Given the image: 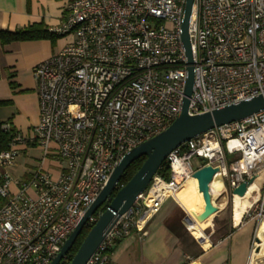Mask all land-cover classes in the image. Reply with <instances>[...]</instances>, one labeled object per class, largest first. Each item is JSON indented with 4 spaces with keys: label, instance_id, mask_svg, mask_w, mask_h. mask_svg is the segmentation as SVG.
<instances>
[{
    "label": "built area",
    "instance_id": "1",
    "mask_svg": "<svg viewBox=\"0 0 264 264\" xmlns=\"http://www.w3.org/2000/svg\"><path fill=\"white\" fill-rule=\"evenodd\" d=\"M183 8L184 0H72L66 6L50 32L70 40L32 68L38 123L27 134L2 125L10 140L0 153V264H50L121 158L179 115L188 74ZM187 32L189 115L264 95V0H193ZM34 145L43 159L53 151L58 176L39 165L28 180H14L6 169L21 148ZM236 154L229 164L227 156ZM193 157L199 168L218 169L230 197L264 170V110L171 151L169 179L152 178L85 264H107L108 251L132 229L146 236L162 204L192 178ZM244 215L261 219L263 201H253Z\"/></svg>",
    "mask_w": 264,
    "mask_h": 264
},
{
    "label": "crops",
    "instance_id": "2",
    "mask_svg": "<svg viewBox=\"0 0 264 264\" xmlns=\"http://www.w3.org/2000/svg\"><path fill=\"white\" fill-rule=\"evenodd\" d=\"M71 1L0 0V32H15L32 24H42L48 30L55 28L63 20ZM69 40L61 36L54 41L3 43L0 39V122L9 123L14 130L25 134L38 123V86L32 68L57 53ZM32 148H21L14 164L6 169L14 180H28L22 176L28 168L25 156ZM35 148L41 151L40 147ZM59 170L55 159L45 168L53 178L58 176ZM218 178L222 186L214 197L210 192L212 204L218 209L215 214L198 221L205 214V206L198 185L191 178L147 223L146 236L140 237V233L132 229L127 237L114 244L107 264H263L264 253L256 238L264 218L255 226V220L244 213L239 227L234 228L226 182L223 177ZM250 193V204L258 198L264 203V180L259 190ZM195 231L202 238H197Z\"/></svg>",
    "mask_w": 264,
    "mask_h": 264
},
{
    "label": "water",
    "instance_id": "3",
    "mask_svg": "<svg viewBox=\"0 0 264 264\" xmlns=\"http://www.w3.org/2000/svg\"><path fill=\"white\" fill-rule=\"evenodd\" d=\"M192 5L193 0H184L180 37L187 58L188 74L184 89L185 98L179 115L165 130L139 144L121 158L93 204L85 212L74 231L68 236L61 250L50 264H59L62 261L90 218L95 215L106 201H109L107 208L97 215L94 224L89 229L78 250L68 263L85 264L101 244L109 228L134 204L137 197L145 191L159 168L165 163V159L171 151L186 141L202 135L215 127L239 121L264 110V95H259L211 112L198 115L188 114L187 105L188 98L191 95L193 73L187 28L191 16ZM142 156L145 157V160L140 168L125 185L117 190L114 197L111 198L126 168L133 161ZM217 172V168L206 165L198 168L192 174V178L198 181V192L202 195L205 206V214L198 219L200 222L218 211L212 204L210 194V184ZM260 175L264 178V170L260 172L257 177ZM251 182L252 179L247 183L240 184L233 189L230 194L229 203L234 228L239 227L243 219V215L238 217L236 205L247 193ZM258 241V238H256V242Z\"/></svg>",
    "mask_w": 264,
    "mask_h": 264
},
{
    "label": "trees",
    "instance_id": "4",
    "mask_svg": "<svg viewBox=\"0 0 264 264\" xmlns=\"http://www.w3.org/2000/svg\"><path fill=\"white\" fill-rule=\"evenodd\" d=\"M61 36H58L52 32H50V30L46 29L42 24H32L30 26H27L23 29H19L15 32H0V39L2 40L3 43H10V42H14V41H34V40H41V39H49V40H56ZM4 122H0V153L2 151H5L8 147L9 144V140H10V134L8 132H5L2 129V125ZM145 157L142 156L138 159H136L135 161H133L124 171L118 185H117V189L112 193L111 198L114 197L115 193L117 192V190L122 187L123 185H125L130 178L137 172V170L140 168V166L142 165V163L144 162ZM156 175L161 176L164 180H168L169 179V171L165 165V163L159 168V170L157 171ZM0 202L2 203V201L0 200ZM109 204V201H106L99 209L98 211L95 213L94 217L96 218L97 215L101 212H103L107 206ZM94 224V222L92 224L86 225L83 230L81 231V233L79 234V236L76 238L74 244L72 245V247L70 248V250L68 251V253L66 254V256L62 259V261L59 264H68L70 262V260L72 259V257L74 256V254L76 253V251L78 250L80 244L82 243L84 237L86 236V234L88 233L89 229L92 227V225ZM113 251V248H111L108 251V255Z\"/></svg>",
    "mask_w": 264,
    "mask_h": 264
},
{
    "label": "bare ground",
    "instance_id": "5",
    "mask_svg": "<svg viewBox=\"0 0 264 264\" xmlns=\"http://www.w3.org/2000/svg\"><path fill=\"white\" fill-rule=\"evenodd\" d=\"M192 179L198 185V181L194 178H192ZM263 180H264L263 176L260 175L257 178H255V180L250 184V186L248 187L247 193L241 198L240 202L236 205V211H237L238 217H240L241 215H243L245 213L246 209L248 208V206L250 204V202L248 200V198L251 194L250 192L255 191V190H259ZM221 186H222L221 181L219 180L218 175H216L210 184V192L212 194V197H214L215 193L219 190V188ZM194 234L196 235L197 238H199V239L202 238L201 234L198 231H195ZM257 238L259 239L258 246L260 247L261 252L264 253V220L261 222V224L259 226V229L257 232ZM203 244H204V246L207 245V243L205 241ZM253 259H255V258H253Z\"/></svg>",
    "mask_w": 264,
    "mask_h": 264
},
{
    "label": "rangeland",
    "instance_id": "6",
    "mask_svg": "<svg viewBox=\"0 0 264 264\" xmlns=\"http://www.w3.org/2000/svg\"><path fill=\"white\" fill-rule=\"evenodd\" d=\"M34 148H32V150L28 151V154L25 156V162H27L28 168L26 171V174H24L22 176V178L25 179H29L31 177V175L38 169L39 165L40 167H42V169L45 170L46 167H48L49 164H51V161H53L55 159V155L53 154V151H51L50 149L47 152V156L43 159V151L41 150L40 152H38L36 145L32 146ZM21 157L23 158V155H21ZM239 158V155H230L227 156V162L233 163L235 160H237ZM41 159H43V163L41 165ZM45 161V162H44ZM191 166L192 168H196L198 166V164L201 163V160L197 157H193L191 159ZM264 218V216L259 219V220H255V226L259 225L260 222L262 221V219ZM217 227H215L216 229ZM218 235V234H217ZM264 264V263H263Z\"/></svg>",
    "mask_w": 264,
    "mask_h": 264
}]
</instances>
